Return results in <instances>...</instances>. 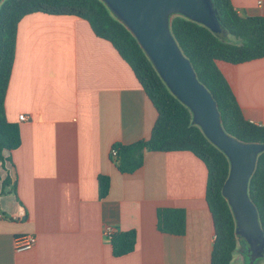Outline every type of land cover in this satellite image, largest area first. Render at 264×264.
Listing matches in <instances>:
<instances>
[{"label":"crops","instance_id":"crops-1","mask_svg":"<svg viewBox=\"0 0 264 264\" xmlns=\"http://www.w3.org/2000/svg\"><path fill=\"white\" fill-rule=\"evenodd\" d=\"M258 1L230 0L243 17L264 16ZM217 67L243 117L264 125V57ZM4 108L21 143L0 168V264H210L215 235L202 161L186 151L144 152L134 172L116 168L113 146L148 139L157 113L88 22L42 13L19 21ZM100 176L109 179L104 198ZM6 177L14 191L2 195ZM165 208L184 211L183 235L158 231L157 210ZM105 226L135 231L133 252L114 257ZM24 235L36 243L16 252ZM241 262L239 246L232 264Z\"/></svg>","mask_w":264,"mask_h":264},{"label":"trees","instance_id":"trees-1","mask_svg":"<svg viewBox=\"0 0 264 264\" xmlns=\"http://www.w3.org/2000/svg\"><path fill=\"white\" fill-rule=\"evenodd\" d=\"M212 3L223 31L221 37L181 16L172 17L171 34L190 61L197 80L216 102L224 132L242 143L264 144V125H255L243 117L217 67V62L236 65L264 57V16H240L230 0H212ZM33 13L75 16L88 22L94 35L108 41L130 66L156 110L157 118L148 139L113 146L117 152L116 168L122 173L134 172L142 166L144 152L192 153L207 171L205 199L215 235L210 264H232L239 246L246 256L245 243L235 233L234 216L221 193L229 172L228 158L193 124L188 108L170 93L135 38L100 0H3L0 3V168L9 161L4 153L21 143L19 127L6 119L4 100L14 60L17 25L24 16ZM98 183L99 197L104 198L109 179L100 176ZM9 186L6 177L2 180V195L14 191V188L8 190ZM247 193L264 237V151L257 157ZM156 226L161 233L183 235L185 213L182 209H158ZM109 243L114 257L127 255L134 250L136 233L133 230L116 233Z\"/></svg>","mask_w":264,"mask_h":264},{"label":"water","instance_id":"water-1","mask_svg":"<svg viewBox=\"0 0 264 264\" xmlns=\"http://www.w3.org/2000/svg\"><path fill=\"white\" fill-rule=\"evenodd\" d=\"M100 1L135 38L170 93L188 108L193 124L228 158L230 166L222 196L234 216L235 233L245 243L244 257L249 264L263 259L264 237L247 188L264 144L242 143L224 132L216 102L197 80L190 61L184 57L170 31L172 17L181 16L221 37L223 31L212 0Z\"/></svg>","mask_w":264,"mask_h":264},{"label":"built area","instance_id":"built-area-1","mask_svg":"<svg viewBox=\"0 0 264 264\" xmlns=\"http://www.w3.org/2000/svg\"><path fill=\"white\" fill-rule=\"evenodd\" d=\"M260 2H261V0L258 1V3H260ZM19 120L25 121L26 118L23 115H20ZM111 155L113 157L117 156V152L114 148H112ZM103 232H104L105 237L108 240L114 235V231L110 226H105ZM35 243H36V237L34 235H24V236H21V237L15 239L14 250L16 252L27 251V250L32 249L34 247Z\"/></svg>","mask_w":264,"mask_h":264},{"label":"rangeland","instance_id":"rangeland-1","mask_svg":"<svg viewBox=\"0 0 264 264\" xmlns=\"http://www.w3.org/2000/svg\"><path fill=\"white\" fill-rule=\"evenodd\" d=\"M241 264H243V263L241 262ZM244 264H249L247 258H245V263H244ZM253 264H264V258H263V259H259V260H257V261L254 262Z\"/></svg>","mask_w":264,"mask_h":264}]
</instances>
